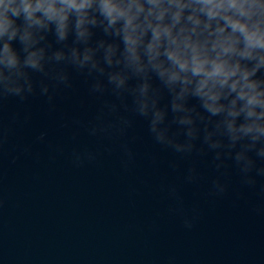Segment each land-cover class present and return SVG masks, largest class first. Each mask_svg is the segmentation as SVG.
<instances>
[{
	"label": "clouds",
	"instance_id": "clouds-1",
	"mask_svg": "<svg viewBox=\"0 0 264 264\" xmlns=\"http://www.w3.org/2000/svg\"><path fill=\"white\" fill-rule=\"evenodd\" d=\"M73 73L98 102L77 124L118 143L125 166L134 153L120 141L140 117L178 158L212 155L209 195L226 192L228 162L243 185L264 180V0H0V105L37 92L51 103ZM7 135L0 124V147ZM97 154L74 149L72 162ZM200 179L193 166L184 182ZM162 190L191 230L197 210L185 209L176 185Z\"/></svg>",
	"mask_w": 264,
	"mask_h": 264
},
{
	"label": "water",
	"instance_id": "water-1",
	"mask_svg": "<svg viewBox=\"0 0 264 264\" xmlns=\"http://www.w3.org/2000/svg\"><path fill=\"white\" fill-rule=\"evenodd\" d=\"M71 82L51 103L37 92L0 105L8 129L0 147V264H132L180 159L134 117L120 141L134 153L125 166L118 143L90 138L77 124L98 102L82 76L73 73ZM84 146L97 158L77 167L72 152Z\"/></svg>",
	"mask_w": 264,
	"mask_h": 264
}]
</instances>
